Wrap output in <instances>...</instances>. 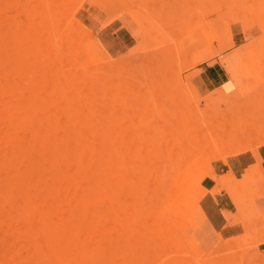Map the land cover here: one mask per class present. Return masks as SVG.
I'll list each match as a JSON object with an SVG mask.
<instances>
[{
	"label": "rangeland",
	"instance_id": "374dc122",
	"mask_svg": "<svg viewBox=\"0 0 264 264\" xmlns=\"http://www.w3.org/2000/svg\"><path fill=\"white\" fill-rule=\"evenodd\" d=\"M40 8L41 10H44L43 14H40L38 12ZM32 9L34 10L33 15ZM35 9H37V12ZM29 10H31V13ZM232 14L235 17L234 19H232ZM247 14L248 16H246ZM34 16H36V20H34ZM259 16L261 17L259 18ZM262 16H264V0H0V42L3 41L4 48L6 47L7 49L9 44H6V40H8V42L11 44L10 37H12V42L13 39H15L14 48L13 46L11 47L14 42L8 48L9 50L7 49L6 51H4V49L0 48L1 55L6 53L4 56L0 55V152H5L9 149L7 152L9 154H12V149H14L16 153H18L17 155L15 153V155L17 156L16 160L11 157L14 156V153L10 155L11 161L9 159L7 160L5 156L7 154V157H9L8 153L5 152L3 153L4 155L0 153V163H2V165L0 164V180L2 178L0 187H2L3 184V189L1 191H3L4 194L2 193L1 195L2 198L5 199L4 201L0 199V204L3 203V206L7 204V208L3 210L5 212L1 211V207L3 208V206L0 205V214L2 215V217L0 216V224L1 221H3V217H15L14 219H12L13 217H10V220L4 219L5 222L2 223L3 225L1 224L2 226H4V224H8L10 225V227L14 225V227H12L14 229L15 237L12 234V227L9 228L8 234L5 235V233L7 232L6 230L9 227L7 225L8 227L4 229L1 228L2 226L0 227V232H2V234L0 233V238L6 237L7 239L5 240L11 241L12 243L15 238L20 239V241L22 240V242L17 240L15 242L14 240V244H16L15 246H18L15 247L12 244V246H14V248L12 249L16 250L18 248L20 250H23L27 247L26 250H24V253L20 250V252H16L15 250L11 251V249H8V247L11 245V242L5 241L3 238L5 244L7 245H5L2 240H0V248H3L0 249V254L2 253V255H0V258L3 257L2 259H0V264H8L9 261H12L11 263L9 262V264H17L20 263L19 260L22 259H25V261H22L23 263L21 264H31L34 261H31V263L26 261H30V258L34 259L35 257L36 259H34L35 262L33 264H37V261L38 264H41V262L42 264L46 263V257L45 259L41 258L46 254L40 257L39 255H42L43 252L42 254L36 253L40 249V247L36 245L39 242L37 239L38 237H35L37 235V232L39 231L37 226L40 225L41 228V226H43L41 223L44 224V222L39 223L41 220L38 221V215H40L41 217V214H43L45 211L47 212L49 209V215H46V218L43 217L44 219H41L43 221H45V219H47L48 221H52L51 224L55 223V221L57 220L56 223L58 222L59 226H61V222H64L63 220L67 218L69 219V217L71 218L72 216L70 215H73L71 213L76 210V207L75 209L73 207L74 204L76 205L75 201L77 202V199L75 201H71L72 199L70 200L68 197V200H70L72 204L71 207L73 206L72 208L74 210L70 206H66L69 203L64 204V202L62 201V204L61 199L58 200L62 192L59 194L57 193L58 190L56 191V189L60 187V184L58 187V183H55L53 190L54 182L52 183V177L54 178V180H60V174L61 182L62 179L64 180V178H68L66 182L64 181L65 186L61 184L63 188L60 187L64 192H68V188H71L72 182V188L76 189L77 191L78 187L80 193V189H82L81 186H85V183L87 185L88 181V186H85L83 188H87L89 190V193H91L90 203L88 202L90 204V207L87 204V207L90 210L88 212V209H86L85 206H83L84 208H82V205L80 206L81 208L79 207V205L76 206L83 211H85L86 209V212L89 214H87L86 217L90 219V224L86 225L90 226V233L86 231L88 229L86 226H82L86 231L85 232L83 230V232H85L84 234L88 233L87 235L89 236V239H85L87 238V235L83 236L82 234L81 236V233L79 232L80 234L78 236H81V238L78 237L80 238L78 240L76 237V242L79 241L80 246H88L87 244H89L91 245L92 250L95 249V251L97 248H99L96 251V253L98 254V264H264V40H262L261 38L264 37V26H261V22L264 17ZM242 18L243 20H241ZM247 18L252 19L249 25ZM256 18L259 19L260 23ZM245 22L248 26L244 25ZM35 23L36 25L38 24L37 27H35ZM12 24L14 25V27H11ZM20 24L23 28L20 27ZM43 25L48 26V28H50L49 31L51 30V33H54L53 37L55 35L56 37H54V39L56 40L53 43L59 47H56V45L50 42L51 35H48V30V33L45 30V33L42 32L41 34V31L44 30L42 29ZM15 27L21 28H18V31L25 34H20V37H15L16 35H13L14 32L17 31ZM32 28L33 32H30ZM39 28L41 30L40 32ZM28 29L29 33L27 32L26 39L25 35ZM34 29L38 31L37 36L36 31L34 32ZM80 32H82L83 34H80ZM10 33H12V36L10 35ZM2 34H4V39L2 37ZM7 34L10 35V37L7 36ZM33 34H35L34 38ZM77 34H80V38H78ZM60 36H62L63 39L69 38V40L71 41L75 40L74 44L70 41L71 46L73 45L71 49L67 41H64V43L66 42L65 45L63 44L64 46L59 45L61 40L58 41L57 38L59 39ZM43 37L45 39L46 45L48 44L47 46L45 45L44 40H40L41 38L43 39ZM17 38L19 39L18 41ZM258 38L260 40V43L257 44L256 41H259L257 40ZM76 39H79V41ZM154 39L156 44H154ZM21 40L23 42H21ZM48 40L50 41L48 42ZM150 40L153 42H151ZM19 41L20 44H17ZM41 41L43 44L41 43ZM56 41L58 42L56 43ZM76 41L78 43V49L81 47V44L85 43L82 45L84 46L82 47V50L81 48L79 49V52L77 49H73L75 44L77 46ZM147 42H149L148 45L150 46V48L149 46L146 48ZM167 43L169 44V46ZM40 44L41 48L44 47V51L42 50L40 52ZM163 44L167 48L163 46ZM28 45L31 50L29 49ZM52 45L54 46V48L56 47V49H54V51L52 49L48 50L47 47L49 48V46ZM94 46H96L97 48ZM160 46L168 50V54H165L166 50L164 49L163 52V48H160V51H162L160 52V54H165V57H167V60L169 59V61H166L165 64L163 62V66L160 61L161 59L163 60L164 57L163 55H161V57L163 58L156 62L157 65L156 63H154L155 60L151 59L152 63L150 66V62H148L150 60V57L147 60L148 57L146 56H151L153 54L152 56L154 57V51H157V48L159 49ZM33 47L35 49H33ZM101 47L103 48V50ZM95 48L97 50L99 49L98 51H103L102 53L104 54L101 55L102 57H104V59H100L101 55L99 53H101V51L97 52ZM18 49H20V52L23 49V53L21 52L23 54V57L21 56L22 58L19 56L20 52L18 53ZM24 49H26V52H24ZM60 49L64 51H61ZM13 50H15V52H13ZM37 50H39L38 53ZM73 50L81 54H74ZM7 51L9 53H7ZM31 51L35 52L38 55V59L40 58L39 60L36 59L38 62L32 61L34 57L28 60V58H31L32 54H34ZM49 51L50 53L52 52V57L53 52H58V55L56 56L55 53L54 56L55 69L53 65L54 63L51 62L53 58L50 57V55H48L47 57V53L49 54ZM11 52H13V58H11ZM30 52L31 54H29ZM71 52H73L74 55ZM86 52L89 57L85 56ZM95 52L97 54H95ZM25 53H28L27 57H25ZM45 54L46 56H44ZM68 54H70V56H73L68 57ZM98 54L99 57H97ZM75 55L80 56L77 58L79 61L81 60L82 63L85 60V62L88 63L89 67L87 68L86 63L83 64V66L85 67H82V63H80L81 65L76 66L77 62H74V60L77 61V58ZM15 56H17L18 58L20 57L23 62L19 61V59L16 62L17 59L15 60ZM59 56L60 58L66 56L64 59L65 63L63 62V60L58 58ZM157 57L159 58V56ZM25 59L27 61H24ZM56 59H58L60 62L62 61L61 65L60 63H56ZM47 60L48 62H46ZM101 60L102 62H105V64L103 63L102 66V68L104 69L101 68L102 70L100 71L102 72V74L103 71H105V83L103 82L102 74L100 75L99 68L98 73L95 76H100L101 78H94V84L92 85H89L90 83H88V87H91V90H89V88L87 89V84L84 88L82 83L85 81V79H82L83 76H85L86 81L89 82V76H93L96 73V67H99L97 62L102 63ZM165 60L166 59H164V61ZM12 61H14V65H12ZM49 61L51 62V64ZM67 61H69L70 63L68 64ZM17 63L19 64L20 68L22 66L21 69L18 67ZM25 63L26 65L28 64L27 68ZM72 63H74V67L76 66L80 68H78L79 71L78 69L76 70L77 73L74 70L76 69V67L72 68ZM90 63L92 64V66L90 65ZM147 63L150 67L147 66ZM153 63L155 64V68L151 69V67L154 66ZM29 64L33 65V67H29ZM47 64H49V67L53 66V69L49 70ZM63 64H65L66 67L62 66ZM158 65L159 68L157 67ZM44 67L45 69L43 70ZM161 67L162 70L160 71ZM82 68L83 70H81ZM84 68H87L85 69L87 72L84 70ZM19 69L21 71H19ZM35 69H38L39 73L35 72L37 71ZM55 70H57L59 73L61 71V74H66V72L68 73L70 71H74L73 73H71V76L73 74V77H77V75L81 76V78L77 77L75 78V80H73V77L72 79L71 77H68L70 73L68 76L64 75L65 79H70V81L73 80L72 83H77L78 88L75 83V85H72L75 86V90H77V93L81 92L80 94L78 93V96L80 98L75 95L76 91H74V88L72 91H70L69 89L67 92L63 90V93L65 94L66 92L69 98L67 95L56 93L57 88L55 89L56 94L54 95V92L52 93L53 86H55L54 84L56 82H59L57 78L60 77H57V75L55 76V72L53 74L54 76H52L51 72ZM40 72L41 75H43L42 82L40 79ZM151 73L153 76L151 75ZM56 74L58 73L56 72ZM162 74H164L165 79L162 77ZM29 75L31 77L33 76V80ZM50 75L52 77H49ZM50 78L51 82L52 80L54 81V84L52 83V88L50 85L51 82H45V80L50 81ZM65 79L62 82L65 83ZM81 79L82 83H78ZM68 81L69 80H67L66 83ZM62 82L60 86L64 85V83L62 84ZM24 83L26 85H24ZM29 83L31 85H29ZM39 84L40 88H43L42 92L44 91L46 92V94L44 92V94L41 93V91L39 92L40 88L37 89V87H39ZM44 84L46 86H44ZM47 84L51 89L49 88L48 90ZM94 85L97 86L95 87L97 88L96 90L95 88H92ZM68 88L71 87L69 86L66 89ZM30 90L31 93L29 95V99L28 97L27 99L31 102H28L26 99V94L29 93ZM82 90L85 91L83 92ZM93 90L95 94L91 95V92ZM73 91L75 92V94L73 93ZM18 92H20V94H18V96L20 95V98L17 97ZM37 92L43 95L40 96ZM86 92H88L89 94ZM36 93L38 95L37 97ZM50 93L52 94L51 97L53 95L54 97L50 98ZM31 94L32 97H30ZM72 94H74V97ZM81 94H83L82 100H80L82 98ZM21 95L24 98V101L28 102V105L27 103H24ZM84 95H86L87 99L84 97ZM61 96H63V98L67 96L69 100L67 98H64V100L62 98L61 100ZM76 97L78 98L77 100H75ZM225 97L227 99H225ZM30 98H32L33 101L30 100ZM97 98L98 104L97 102H95ZM16 99L21 100V102L15 101ZM73 99L75 100V102L73 101ZM85 99L86 101L88 100L87 108H92L87 110L89 113V118L87 117L85 108L87 104L84 102L83 108L85 109V112L84 109L81 110L79 108V105L82 108L83 101H85ZM91 99H93L94 102L93 100L91 101ZM214 99L218 100L216 101ZM47 100H50V102H47L45 106L44 103ZM60 100L65 104L61 105ZM210 100L214 101V103L216 101V103L212 105L213 102L211 103ZM71 101H73L75 105L73 103H70ZM80 101L82 102L80 103ZM15 102H18V107L16 110L15 106H17V104L15 105ZM34 102L36 103L35 106H33ZM54 103L55 105H53ZM94 103L96 104L97 108L93 107ZM10 104H13V107ZM23 104L24 108L27 106L26 109H28V106L33 107L29 108L28 111H25L26 109L24 110V108L18 109L19 107H21V105L23 106ZM39 105L41 107H44V109L39 110ZM48 106H50V112L47 111L49 109ZM7 107L12 111H9ZM56 107H59L60 111L63 110L62 113L56 110ZM73 107L78 108V110L75 109L74 112ZM35 108L38 110L37 112H39V114H37ZM68 108H72L73 111L70 110L66 113L65 111H67ZM89 110H91V112H89ZM23 111L25 112V115L23 114ZM57 111V115H61V118L57 117V119H59L58 121L54 118L53 121L52 118H49V116L51 117L52 115L55 117ZM63 112L64 116L65 114L68 115L69 113H75L76 117L77 114H79L77 119L78 121L76 122L83 125L82 135L85 134L84 139L86 138V135L89 134V136L87 135V140L89 141L90 137L91 144L88 143V157L90 158L92 173L89 168L87 169V167H90L89 163L87 167V164H84L85 162L89 161L88 159L85 160V162L83 163L84 165L82 164V166L80 162V167L78 168L79 160L74 159L77 157L75 156L73 157V159L70 158V156L73 155L74 152L72 148H69V146L71 147L73 143H75L78 139L81 146L79 145V143H77V146L79 145V147L81 148L87 143H84L81 140L83 139L80 132L81 128L76 129L77 127H79L77 123L76 128L75 123L72 124V127L70 123V126L68 125L70 127L69 129H67L68 131L62 132L63 129L67 127V121L63 120L62 118ZM79 112H81L82 114H80ZM34 113L36 117L31 116V114L33 115ZM41 113L43 115L40 118ZM45 113L48 117L45 116ZM85 113L86 116H84ZM37 116L39 117L37 118ZM33 118L34 120L32 121ZM35 118H40L41 121L38 122L36 119V122H34ZM87 118L90 119V124H88ZM21 119L23 121H21ZM49 119H51L56 124L58 123V126L61 123L62 131H60V127L57 128L56 125L54 127L55 129L53 127L49 128L48 124H46L47 127H45V125L43 126V120ZM85 119L87 120V122ZM25 120L26 122L28 120V124L24 123ZM30 120L31 122L29 123ZM131 120L133 124L131 123ZM144 121H146L147 123H145ZM37 122L39 124L42 122V124L39 125ZM46 123H49V121H46ZM145 124H148L150 128ZM27 125H29L30 128L34 126V128L31 129L32 132L28 131L30 129L26 128ZM141 125L143 126L141 127ZM14 127H16L17 129ZM40 127H42V130H40ZM80 127L82 126L80 125ZM72 128L73 130H71ZM23 129H27V134ZM53 129L55 130L56 135L53 134ZM112 129L113 134L111 132ZM22 130L26 134V137L23 136ZM88 130L90 131L88 132ZM17 131L20 133H18ZM72 131H74L73 137L75 138L71 136ZM48 132L50 133L47 134ZM63 133L64 137H66L68 134H71L70 141H73V143L72 141L71 143L68 142L67 139H69L70 136L69 138L66 137V139H64V142L66 140L68 144H70L69 146H67L68 149H70L68 150L70 153L68 152L67 155L66 145L64 144L63 146L61 142L59 143V141H62V139L60 140L58 136L63 138ZM109 133H111V135L113 136L109 135ZM44 134L47 138L43 136ZM76 134L78 138H76ZM47 135H54L53 137L49 136V139L51 141L48 140ZM10 136L12 137L11 141L9 138ZM14 137L20 140L17 142H20V146L19 144L17 145L16 142H13L15 140ZM54 137L59 138L55 139L58 142H53ZM174 137L176 140L173 139ZM177 137L188 138V140H184L183 138L184 141L187 140L186 145L188 144V147H184L185 142H183L182 139H178ZM8 139L10 142H6ZM17 139L15 141H17ZM22 139L23 141L21 143ZM4 141L6 144L4 143ZM25 141L27 142V144ZM45 141H47V143L49 142V144H45ZM171 141L172 144H170ZM189 141H191L192 143ZM35 142L41 148H38ZM9 143H11V145H9ZM41 143H43L44 145ZM82 143H84V145ZM195 143H198L197 147L195 146ZM21 144L23 146H21ZM56 144L57 146L58 144L59 146L62 145L63 149L61 146V149L59 148L62 151V153H60L62 156L64 155L63 153H65L66 156L71 154L66 158L68 164L64 163L65 168L63 167L64 165L60 164L64 168L61 169V172L60 168H58V170L56 169L59 165L57 164V162L60 161L58 159L56 161L55 159L56 164H54V158L52 161H50L49 158L51 156L48 157V154L50 152L49 148L54 149V145ZM24 145H27L26 148H28V150H25L23 152V150L25 149ZM97 145L100 146V149ZM172 145L174 149L172 148ZM192 145L193 148L198 152L190 148L192 147ZM96 146L98 148H96ZM33 147L35 151L33 150ZM175 147H177V149H175ZM181 147L184 150L186 148L185 152L183 149H181ZM20 148L21 150L23 148V150L21 151ZM56 148L58 150V147ZM230 148H232L234 152H231ZM187 149L189 150V152L187 151ZM227 150H229L228 153ZM47 151L48 154H46ZM59 151H57V153H59ZM175 151L178 153H176ZM194 151L196 152L195 154ZM216 151L219 152V156L218 154H216ZM20 152L22 154L24 153L23 158L25 159V161H23L24 159L22 160ZM26 152H28V155L26 154ZM105 152L107 153L108 157L106 156ZM190 152H193L192 156ZM244 153L253 155V162L246 166L242 171L234 172L228 165V159L232 156ZM42 154H45V157H43ZM103 154H105L104 157ZM214 154H216V157ZM30 155L32 161L30 159ZM34 155L36 158L33 157ZM39 155L42 156L40 157ZM2 156H5L7 164L10 163L11 165V162L13 160V163L16 162V167L13 163V168L12 165L10 167L13 171L9 170L10 168H7V164H5L6 160H2ZM16 156L14 157L16 158ZM25 156L27 157V159L25 158ZM99 156H101L100 159ZM111 156H113V158ZM184 156H186L187 160H184L183 163L182 160ZM187 156H190V158ZM42 157L43 161L41 160ZM69 158V161L71 162L68 161ZM39 160H41V164L39 163ZM48 160L51 164L47 167ZM150 160L152 161V163ZM30 161L33 163V168ZM73 161L74 164L72 165ZM43 162L44 164L42 165ZM176 162L177 164L180 163V166H177V164L174 165ZM3 163L6 167L3 165ZM35 165L37 166L35 167ZM41 165L47 167H44L46 170H54L53 168H55L56 171L54 170L53 175L49 173L51 177H49L48 173H46V175L48 176L43 177L42 171H39ZM174 166H177L178 169H175ZM171 167L174 168L175 171L174 169L171 170ZM4 168L7 169L5 170ZM23 168L24 172L22 170ZM36 168H38L40 174ZM67 168L70 169L67 170ZM15 169L16 171H14ZM17 169H20L22 174H25L22 175L20 171L18 174ZM32 169H34L35 172L32 171ZM75 170L76 172L81 171L83 175L78 182H81L82 184L80 185V187L78 183L74 182L71 177L76 173L74 172ZM26 171L28 174L29 172L31 174L28 175ZM36 171L38 173H36ZM7 172H14V176H12L11 173L9 177ZM33 172L35 174L36 180H38L37 184L41 179L40 182L42 181L45 187L51 188V191H48V195L46 192L47 190L44 191V196L42 195L41 191L45 188L42 184L39 185L40 189L37 186L39 192L37 191V184L34 175L32 174ZM54 173L57 178L56 176H54ZM64 173H66L67 177L63 176L65 175ZM68 173L70 174L68 175ZM26 175L31 179H26ZM9 178L12 179L9 180ZM48 178H51V184L49 183ZM89 179L91 181L90 185ZM12 181H14V183H12ZM29 181L31 184L29 183ZM66 184L68 185L66 186ZM12 185H14L17 189L12 188ZM18 185L22 186V189ZM28 185H30L31 187ZM28 187H30L29 191H26ZM71 189L69 190V193H66L69 194V196L70 193L73 192L72 190H74ZM17 190L19 192H15ZM52 190L54 191V193ZM50 192L51 196H49ZM15 193L16 196L14 195ZM38 193H40L41 195L39 196ZM55 193H57V195H55L54 198ZM17 196L20 200V204ZM42 196L44 201L46 200L47 203L44 202L43 199H41ZM37 197H39V200ZM73 197L76 196L73 194ZM154 197H156L157 199ZM6 200L7 203L5 204ZM12 200L18 203H13ZM68 200L65 201L64 199L65 202H68ZM35 201L40 202L39 204L37 203L38 205H41V203L43 202L45 205L42 204L44 205L42 207L44 208V210L40 208L41 210H43V213L40 210L39 213H37V219L33 217L35 220H32V217L30 218L28 217L29 215L27 216L28 213L21 214L20 211L22 209L19 206L22 205L24 208L26 207L25 209H27V207L28 209H30L29 207L31 206L29 204ZM60 203L64 206L60 205ZM16 204H19V206H17ZM37 204L35 203L34 205L38 208L39 206H37ZM49 204L53 205L50 207ZM34 205L32 204V207ZM153 205L157 209L154 208L152 209V211L150 208H153ZM56 206L58 207V212ZM36 207L33 208L35 209V211ZM52 207L54 208L51 209ZM64 207H67V209H65ZM148 207H150L149 210ZM9 208H11L10 210L13 211L11 212V215H9ZM16 208H18L20 211H18V209L17 211H15ZM24 208L23 210L25 212ZM55 208L57 213L54 211ZM68 208L70 209V211H73H68V213L67 211H65L69 210ZM6 209L9 211V214L7 213ZM155 209L158 212H154ZM30 211L28 210L26 212ZM61 211H65L66 213L64 212L63 214ZM51 212H53L52 214L54 216L51 214ZM152 212H154L155 214H151ZM159 212L162 215H157ZM14 213L18 215L20 213V215L16 216ZM32 213L30 214V216H33ZM54 213L58 215L60 214V217L63 216V220L62 218L58 217L61 219L60 222V219L58 220L57 218L58 215ZM149 214L151 217L149 216ZM23 215L26 216V226L31 225L32 227L33 225V230H38L36 231V233L33 230L31 231L29 226L25 228V226L23 225L25 223L24 220V223L22 224V219H24ZM51 216L55 221L51 220ZM27 217L30 220L27 219ZM147 217L148 220L146 219ZM159 217L160 219L158 220ZM15 219L16 221H14ZM153 220L155 221V223ZM9 221L12 222L10 223ZM151 221L153 222L151 223ZM28 222H30L31 224H28ZM34 223L36 225H34ZM49 224V222L47 223V221H45V225ZM58 224H56L57 227ZM75 225L77 224L75 223ZM82 227L81 230L83 229ZM27 228H29V230ZM43 228H46V226H44ZM59 228L61 229L62 226ZM151 229L153 230V232ZM21 230H23L25 234L29 233V236L27 237L22 235L23 233L21 234V232L23 231ZM99 232H105L107 234L106 238L108 237V240L111 239L112 241L110 242L112 243L109 242L108 246L100 245V237L98 236ZM41 233L42 231L40 232V238L42 239L39 238V240H41V244L40 242L38 244L46 246L47 243H45L46 241L43 240L44 234ZM105 233H103V235H105ZM83 237L84 240H82ZM27 238H29V240ZM23 240H26V242H23ZM42 240L44 241V243L42 242ZM88 240H90V243L87 242ZM104 240H102V242ZM28 241H30V244L31 242L33 243L30 245L28 244ZM83 241H86L87 243H82ZM24 243L26 244L25 246ZM21 244L24 247H21ZM27 244L30 245V248L32 246V249H30V251L35 250L33 248L34 245L35 247L37 246V251L30 252L29 250H27L29 247L27 246ZM3 246L8 247L5 249ZM73 247L74 246H72V248ZM100 249H102V251ZM3 250H5V253H3ZM40 260L41 262H39Z\"/></svg>",
	"mask_w": 264,
	"mask_h": 264
},
{
	"label": "bare ground",
	"instance_id": "6f19581e",
	"mask_svg": "<svg viewBox=\"0 0 264 264\" xmlns=\"http://www.w3.org/2000/svg\"><path fill=\"white\" fill-rule=\"evenodd\" d=\"M36 8H37V7H36ZM37 9H38V8H37ZM37 9H35L36 12H37ZM20 10H21V9H20ZM25 10H26V9H25ZM25 10H24V11H25ZM32 10H33V9H32ZM29 11H30V13H31V10H29ZM38 12H39L40 14H43L44 10H43V9L41 10V8H40V10H38ZM26 13H27V12H26ZM30 13H29V14H30ZM39 13H38V14H39ZM29 14H28V15H29ZM33 14H34V10H33V12H32V15H33ZM108 14H109V13H108ZM240 14H242V13H240ZM245 14H246V13H245ZM26 15H27V14H26ZM36 15H37V14H36ZM232 15H233V14H232ZM29 16H30V15H29ZM235 16H236V15H235ZM246 16H248V14H247ZM32 17H33V16H32ZM35 17H36V16H34V20H36ZM241 17H242V16H241ZM243 17H244V16H243ZM249 17H250V16H249ZM260 17H261V16H259V18H260ZM262 17H264V16H262ZM20 18H22V17H20ZM26 18H27V17H26ZM230 18H231V17H230ZM230 18H229V19H230ZM234 18H235V17H234V15H233L232 19H234ZM257 18H258V17H257ZM257 18H256V19H257ZM28 19H29V18H28ZM236 19H237V18H236ZM26 20H27V19H26ZM241 20H243V18H242ZM241 20H240V21H241ZM244 20H245V18H244ZM251 20H252V19L247 18L248 25H249V23L251 22ZM253 20H254V19H253ZM257 20H258V22H259V19H257ZM29 21H30V20H29ZM247 21H246V22H247ZM260 21H261V20H260ZM243 22H244V21H243ZM243 22H242V23H243ZM246 22H245L244 25H245V26H248V25H246ZM33 23H34V22H33ZM259 23H260V22H259ZM29 24H30V23H29ZM29 24H28V25H29ZM102 24H103V23H102ZM251 24H252V23H251ZM26 25H27V24H26ZM35 25H36V23H35ZM40 25H41V24H40ZM244 25H243V27H244ZM12 26L14 27L13 24L11 25V27H12ZM15 26H16V25H15ZM37 26H38V24H37L35 27H37ZM261 26H264V19H262ZM20 27H22L21 24H20ZM31 27H32V26H31ZM33 27H34V26H33ZM40 27H42V26H40ZM18 28H19V27H18ZM18 28L15 27V29H16L17 31L14 29V30L16 31V32H14V34H13V35H16L15 37H18L20 34H21V35H22V34H25V33H20V31H18V30L21 29V28H19V29H18ZM22 28H23V27H22ZM29 28H30V27H29ZM42 29H44V30L41 31L40 28H39V32L41 31V34H42V32L45 33V30H46V31H47V30L49 31L50 28H48V26H44V25H43V28H42ZM1 30H2V29H1ZM86 30H87V29H86ZM31 31L33 32V28L30 30V32H31ZM35 31H36V36H37V35H38V31H37L36 29H34V32H35ZM48 31H47V33H48ZM88 31H89V30H88ZM161 31H162V30H161ZM165 31H166V30H165ZM7 32H9V31H7ZM10 32H11V31H10ZM22 32H23V31H22ZM24 32H25V31H24ZM27 32L29 33V29H28V31H26V35H25V37L27 36ZM12 33H13V31H12ZM12 33H10L11 36H12ZM81 33H82V32H80V34H81ZM132 33H133V32H132ZM155 33H156V32H155ZM165 33H166V32H165ZM5 34H6V30H5ZM41 34H40V35H41ZM53 34H54V33H51V30H50L48 35H49V36L51 35V37H50V38H51V41L48 40V42H49V41H50L51 43L55 42L56 39H54V37H56V36L54 35V37H53ZM58 34H59V33H58ZM61 34H62V33H61ZM80 34H77L78 38H80ZM82 34H83V33H82ZM133 34H134V33H133ZM10 35L7 34V36H9V37H10ZM28 35H29V34H28ZM59 35H60V34H59ZM59 35H58V36H59ZM3 36H4V34H2V37H3ZM34 36H35V34H33V38H34ZM43 36H44V35H43ZM58 36H57V37H58ZM81 36H82V35H81ZM148 36H149V35H148ZM152 36H153V35H152ZM0 37H1V34H0ZM19 37H20V36H19ZM22 37H23V36H22ZM25 37H24V38H25ZM40 37H41V36H40ZM46 37H47V35H46ZM10 38H11V40H10V41H11V44H13V42H14L15 39H13V42H12V37H10ZM48 38H49V37H48ZM60 38H61V39H60ZM60 38H59V39L57 38L58 41L61 40V42H60L59 45L64 46V45L66 44V42L64 43V41H67V42L69 43V45H70V49L72 48L73 45L71 46V43H70L71 40H69V38H65L66 40L63 39L62 36H60ZM148 38H149V37H148ZM163 38H164V37H163ZM261 38H262V40H264V37H261ZM3 39H4V37H3ZM26 39H27V37H26ZM28 39H29V38H28ZM39 39H40V38H39ZM67 39H68V40H67ZM165 39H166V38H165ZM18 40H19V39L17 38V41H18ZM40 40H42V41L44 40V43H45V39H44V37H43V39L41 38ZM76 40L79 41V39H76ZM257 40H259V38H258ZM25 41H26V40H25ZM42 41H41V43H42ZM58 41H56V43H57ZM62 41H63V42H62ZM150 41H151V40H150ZM150 41H149V42H150ZM202 41H203V40H202ZM207 41H208V40H207ZM21 42H23V41L21 40ZM34 42H35V41H34ZM71 42H73V44H74V43H75V40H72ZM149 42H147V46H146V48L149 46V45H148ZM151 42H153V41H151ZM1 43H2V44H1ZM4 43H5V42H4ZM7 43L9 44V46L7 47V49H8V48L10 47L11 44L8 42V40H6V44H7ZM38 43H39V42H38ZM76 43H77V41H76ZM256 43H257V44L260 43V40H259V41H256ZM0 44H1L0 48H1V49H4V51H6L7 49H6V47L4 48L3 41H1ZM6 44H5V45H6ZM17 44H20V41H19ZM42 44H43V43H42ZM53 44H54V43H53ZM63 44H64V45H63ZM80 44H81V42H80ZM83 44H85V43H83ZM83 44H81V47H80L81 50H82V47H84V46H82ZM152 44H153V43H152ZM152 44H151V45H152ZM154 44H156V43H155V39H154ZM165 44H166V43H165ZM167 44H168V43H167ZM14 45H15V42H14L13 45H11V47L13 46V48H14ZM45 45H46V43H45ZM47 45H48V44H47ZM47 45H46V46H47ZM49 45H50V44H49ZM54 45H56V44H54ZM197 45H198V44H197ZM42 46H43V45H42ZM46 46H45V47H46ZM52 46H53V45H52ZM52 46H49V48L47 47V49H48V50H49V49H50V50L52 49V50L54 51V49H56V47H59V46L56 45L55 48H54V46H53V48H52ZM163 46H165V45L163 44ZM168 46H169V44H168ZM28 47H29V45H28ZM34 47H35V46H34ZM34 47H33V49H35ZM74 47H75V48H74ZM74 47H73V49H77L78 52H79V49H80V48L78 49V43H77V46H76V44H75ZM85 47H86V46H85ZM94 47H96V46H94ZM165 47H166V46H165ZM36 48H37V47H36ZM39 48L41 49L40 52L44 49V47L41 48V44H40ZM61 48H62V47H61ZM64 48H65V47H64ZM86 48H87V47H86ZM96 48H97V47H96ZM96 48H95V50H96L97 52H100V51H101V53H99L100 55H101V54H104V53H102V52H103V51H102V50H103L102 47H101L102 50H100V51H98L99 49L97 50ZM149 48H150V46H149ZM160 48H163V52H164V49L166 50L167 47L164 48V47H161V46H160L159 49L157 48V51H156V50L154 51V52H155V53H154V57L152 56L153 54H152V55L149 54V55H151V56H146V57H148L147 60L149 59V57H150V60H151V59H154V60H155L154 63L158 62L161 58L164 57L163 60L161 59V61H160V63H162V65L164 66L165 62H166V61H167V62L169 61V59L167 60V57H165V54H168V53H167L168 50L165 51V54H163V53L160 54V52H162V51H160ZM27 49H28V48H27ZM29 49L31 50L30 47H29ZM62 49H63V48H62ZM62 49H60V50H61V51H64V50H62ZM93 49H94V48H93ZM169 49H170V48H169ZM8 50H9V49H8ZM15 50H16V49H15ZM15 50H13V52H15ZM18 50H19V51H18V53H19V52H20V49H18ZM25 50H26V49H24V52H26ZM30 50H29V51H30ZM58 50H59V48H58ZM95 50H94V51H95ZM1 51H2V50H1ZM38 51H39V50H37V53H38ZM43 51H44V50H43ZM73 51H74V50H73ZM84 51H85V50H84ZM84 51H82V52H84ZM130 51H131V50H130ZM13 52H11V54H12V55H11V58H13V57H12V56H13ZM21 52L23 53V49L21 50ZM21 52H20V53H21ZM31 52H32V51H31ZM31 52H30L29 54H31ZM78 52L74 51V54H77ZM7 53H9V52L7 51ZM20 53H19V56H20V57H21V56L23 57V54L21 53V55H20ZM32 53H34V54H32L31 58H28V60H29V59H32V58L34 57V58L32 59V61L38 62V61L36 60V59H38V58H37L38 55H37L35 52H32ZM42 53H43V52H42ZM46 53H47V52H46ZM55 53H56V56H57V55H58V52H55ZM55 53L53 52V57L51 56L52 52L50 53V51H49V54L47 53V57H48V55H50V57L53 58L51 62L54 63V64H53V65H54V69H55V60H54V59H55V58H54ZM71 53L73 54V52H71ZM71 53H70V54H71ZM91 53H92V52H91ZM157 53H158V55H157ZM5 54H6V53H4L3 55H1V52H0V55H1V56H4ZM25 54H26V53H25ZM27 54H28V53H27ZM27 54H26L25 57H27ZM65 54H66V52H65ZM65 54H64V55H65ZM70 54H68L67 56L69 57ZM74 54H73V55H74ZM78 54L80 55L81 53H78ZM84 54H85V53H84ZM89 54H90V53H89ZM95 54H97V53L95 52ZM99 54H98V56H97V55H96V56L99 57ZM155 54H156L157 56H159V58H158ZM17 55H18V54H17ZM33 55H34V56H33ZM73 55H72V56H73ZM161 55H163V57H161ZM28 56H30V55H28ZM44 56H46V54H45ZM60 56H61V54H60ZM60 56H59L58 58H60ZM72 56H70V57H72ZM75 56H76V58H77V57H80V56H78V55H75ZM85 56H86V57L88 56L87 52H86V55H85ZM103 56H104V55H103ZM166 56H167V55H166ZM9 57H10V55H9ZM15 57H16V58H15ZM15 57H14L15 60L17 59L16 62L18 61V59H19V61L23 62V61L20 59V57H19V58H18L17 56H15ZM22 57H21V58H22ZM41 57H42V55H41ZM50 57H49V59H50ZM65 57H66V56H64L63 58L61 57L60 59L63 60V62H64V61H65V60H64ZM68 57H67V58H68ZM88 57H89V56H88ZM146 57H145V58H146ZM43 58H44V57H43ZM81 58H82V57H81ZM84 58H85V57H84ZM101 58L104 59V57H102V55H101L100 59H101ZM39 59H40V58H39ZM39 59H38V60H39ZM41 59H42V58H41ZM49 59H48V60H49ZM87 59H88V58H87ZM164 59H166V60L164 61ZM13 60H14V59H13ZM48 60H47L46 62H48ZM56 60H57L56 63H57V64L60 63V65H61V62H62V61L60 62L58 59H56ZM68 60H69V59H68ZM82 60H83V59H82ZM150 60H149L148 62H150L149 65L151 66L152 60H151V61H150ZM24 61H27V60L25 59ZM32 61H31V63H32ZM42 61H43V60H42ZM145 61H146V59H145ZM0 62H1V60H0ZM12 62H13V64H12ZM12 62H11V64L14 65V61H12ZM35 62H34V63H35ZM40 62H41V60H40ZM46 62H45V65H46ZM49 62H50V61H49ZM51 62H50V64H51ZM67 62H68V64L70 63L69 61H67ZM74 62H77V65H76V66H79V65H81L80 63H82V61H81V60L79 61L78 58H77V61L74 60ZM90 62H91V61H90ZM92 62H93V60H92ZM94 62H95V61H94ZM101 62H102V60H101ZM115 62H116V61H115ZM117 62H118V61H117ZM163 62H164V64H163ZM27 63H29V62H27ZM64 63H65V62H64ZM78 63H79V64H78ZM84 63H86L85 60H84V62L82 63V67H85V66H83ZM103 63L105 64L104 61H103L102 63H98V62H97V64L99 65V67H98V68L96 67V70H97L96 73H95L93 76L90 75L89 78H88V76H87L88 80H90L89 82H87V81H86V77L83 76L82 79H83V80L85 79V81L82 83V82H81L82 79H81L78 83L81 82V83L83 84V87H84V88H85V86H86V84H87V89L89 88V90H91V87H88V83H90L89 85H92V84H94L93 81H94L95 79H98V78L100 77V76H95V75L98 73V69H99V68H100V69H99V72H100L102 69H104V68H102ZM154 63H153V64H154ZM9 64H10V63H9ZM73 64H74V63H72V68H75L76 66L74 67ZM86 64H87V68H88V67H89V66H88V63H86ZM101 64H102V65H101ZM17 65H18V67L20 68V66H19L18 63H17ZM20 65H21V64H20ZM25 65H26V63H25ZM25 65H24V66H25ZM39 65H40V63H39ZM48 65H49V64H47V67H49ZM90 65L92 66L91 63H90ZM95 65H96V63H95ZM156 65H157V63H156ZM0 66H1V65H0ZM31 66L33 67V65H30V64H29V67H31ZM43 66H44V65H43ZM56 66H57V65H56ZM62 66H65V67H66L65 64H63ZM68 66H69V65H68ZM147 66H148V63H147ZM150 66H148V67H150ZM27 67H28V64L26 65V68H27ZM32 67H31V68H32ZM36 67H37V65H36ZM41 67H42V65H41ZM58 67H59V65H58ZM157 67L159 68V65H158ZM1 68H2V67H1ZM21 68H22V66H21ZM21 68H20V69H21ZM56 68H57V67H56ZM70 68H71V67H70ZM78 68H79V67H76V69H74L75 72H76V70H77ZM87 68H84V70L87 69ZM94 68H95V67H94ZM101 68H102V69H101ZM138 68H139V67H138ZM154 68H155V64H154L153 67H151V69H154ZM20 69H19V71H21ZM40 69H41V68H40ZM44 69H45V67L43 68V70H44ZM50 69L52 70V69H53V66H50V67H49V70H50ZM60 69H61V68H60ZM79 69H80V68H79ZM79 69H78V71H79ZM105 69H106V68H105ZM22 70H25V69H22ZM28 70H29V69H28ZM35 70H37V71H35V72H38V73H39V70H38V69H35ZM46 70H47V68H46ZM46 70H45V71H46ZM63 70H64V69H63ZM81 70H83V68H82ZM161 70H162V67L160 68V71H161ZM163 70H164V69H163ZM26 71H27V70H26ZM85 71H86V70H85ZM152 71H153V70H152ZM42 72H43V71H42ZM52 72H53V73H52ZM52 72H51L52 76H54V75H55V76L57 75V77L60 76L59 78H57L59 82H58V83L56 82V83L54 84V81H53V80H52V82H51V78H50V81H49V80H45V82H46V83L51 82V84H50V85H51V88H52V85H53V84H54L55 86H57V87L53 86L52 93L54 92V95H55L56 93L64 94V93H63L64 91L67 92L69 89H70V91H72L73 88H74V91H76V94H75V92L73 91V93H74L75 95L78 96V95L81 93V92H78V93H79V94H78V93H77V90H75V86H74V85L76 84V86H77V83H76V82H73V83H72V81L75 80V78H77V77H78V78H79V77L81 78V76L77 75V77H73L74 74L71 76V73H73L74 71H70V72L67 73L66 70H65L66 74L62 73L63 75L61 74V71H60V73H59L57 70L52 71ZM54 72H55V74H54ZM56 72H57L58 74H56ZM62 72H63V71H62ZM86 72H87V71H86ZM111 72H112V71H111ZM149 72H151V71H149ZM162 72H163V71H162ZM162 72H161V73H162ZM45 73H46V72H45ZM49 73H50V72H49ZM49 73H48V74H49ZM69 73H70V75H69ZM76 73H77V72H76ZM76 73H75V74H76ZM123 73H124V72H123ZM157 73H158V72H157ZM30 74H31V73H30ZM46 74H47V73H46ZM53 74H54V75H53ZM81 74H82V73H81ZM101 74H102V72H100V75H101ZM104 74H105V71H103V74H102V79H103V82L105 83V80H104V79H105L106 76H105ZM159 74H160V73H159ZM33 75H34V73H33ZM40 75H41V72H40ZM44 75H45V74H44ZM64 75H65V76H66V75H67V76L69 75L68 77H71V79H72V77H73L74 79H73L72 81H70V79H65V78H64ZM82 75H83V74H82ZM108 75H109V73H108ZM118 75H119V74H118ZM151 75H152V73H151ZM29 76H30V75H29ZM38 76H39V75H38ZM38 76H37V77H38ZM46 76H47V75H46ZM52 76L50 75L49 77H52ZM152 76H153V75H152ZM158 76H159V75H158ZM32 77H33V76H32ZM32 77L30 76L31 79H32ZM42 77H43V75L40 76L41 82H42ZM62 77H63V78H62ZM84 77H85V78H84ZM92 77H93V78H92ZM110 77H111V76H110ZM162 77L165 79L164 74H162ZM53 78H54V77H53ZM94 78H95V79H94ZM100 78H101V77H100ZM27 79H29V78H27ZM64 79H65L66 81H67V80H69V81H68L67 83H66V81H65V83H64V82H62V81H64ZM32 80H33V79H32ZM91 80H92V81H91ZM28 81H29V80H28ZM30 81H31V80H30ZM177 81H178V80H177ZM35 82H36V79H35ZM61 82H62V84L64 83V85L60 86ZM69 82H70V84H69ZM25 83H26V82H25ZM25 83H24V85H26ZM32 83H33V81H32ZM46 83H45V84H46ZM52 83H53V84H52ZM74 83H75V84H74ZM34 84H37V83H34ZM40 84H41V83H40ZM40 84L38 85L39 87H37V89L40 88ZM42 84H43V83H42ZM45 84H44V86H46ZM68 84H69V86H70L71 88L66 89L67 87H69ZM72 84H74V85H72ZM176 84H177V83H176ZM27 85H28V84H27ZM29 85H31V84L29 83ZM71 85H72L73 87H72ZM78 85H79V84H78ZM103 85H104V84H103ZM33 86H35V85H33ZM47 86H48V90H49L50 87H49L48 84H47ZM54 87H55V88H54ZM95 87H97V86L94 85L92 88H95ZM51 88H50V89H51ZM56 88L59 90V92H58V90H57ZM77 88H78V86H77ZM77 88H76V89H77ZM106 88H107V87H106ZM35 89H36V88H35ZM42 89H43V88L41 87L40 90H39V92L41 91V93H43L44 91L42 92ZM55 89H56L57 92L55 91ZM81 89H82V87H81ZM81 89H80V91H81ZM96 89H97V88H95V90H96ZM109 89H110V87H109ZM0 90H1V88H0ZM53 90H54V91H53ZM63 90H64V91H63ZM85 90H86V89H85ZM85 90H84V91H85ZM82 91H83V90H82ZM84 91H83V92H84ZM103 91H104V90H103ZM25 92H26V91H25ZM35 92H36V90H35ZM39 92H37V93H39ZM55 92H56V93H55ZM66 92H65L64 95H67V96H68V94H67ZM89 92H90V91H89ZM30 93H31V90L29 91V93L26 94V99H27V97H28V99H29V95H30ZM33 93H34V91H33ZM33 93H32V94H33ZM37 93H36V97L38 96ZM44 93L46 94V92H44ZM44 93H43V94H44ZM86 93H88V92H86ZM91 93H92L91 95L95 94L94 90H93ZM13 94H14V93H13ZM15 94H16V93H15ZM18 94H20V92L17 93V97L20 96V95L18 96ZM21 94H22V93H21ZM32 94H31L30 97H32ZM43 94H40V93H39L40 96L43 95ZM74 94H72L73 97H74ZM88 94H89V93H88ZM130 94H131V93H130ZM221 94H222V92H221ZM24 95H25V93H24ZM34 95H35V94H34ZM34 95H33V97H34ZM51 95H52V94L50 93V98L54 97V95H53L52 97H51ZM64 95H63V96H64ZM70 95H71V94H70ZM82 95H83V94H81V97H82ZM117 95H118V94H117ZM15 96H16V95H15ZM56 96H57V95H56ZM63 96H61V100H62ZM67 96L64 97V98H67ZM226 96H227V95H226ZM21 97H22V95H21ZM84 97L86 98V95H84ZM89 97H90V95H89ZM89 97H88V99H89ZM19 98H20V97H19ZM22 98H23V97H22ZM45 98H46V97H45ZM45 98H44V99H45ZM64 98H63V100H64ZM68 98H69V96H68ZM68 98H67V99H68ZM78 98H80V97L78 96ZM78 98L76 97L75 100H77ZM91 98H92V96H91ZM222 98H223V97H222ZM28 99H27V101H28ZM33 99H34V98H33ZM37 99H38V98H37ZM82 99H83V97H82L80 100H82ZM86 99H87V98H86ZM86 99H85V101H83L82 108L80 107V105H79V108H80L81 110L84 109L83 107H84V102H85V103L87 104V105L85 106V108H86L87 117H88V114H89V113H88L87 110H88V109H92V108H89V107L87 108V106H88L87 101H88V100L86 101ZM225 99H227V98L225 97ZM30 100H32V98H30ZM35 100H36V99H35ZM35 100H34V101H35ZM61 100H60V104H61V105H62V104H65V103H64L63 101H61ZM68 100H69V99H68ZM70 100H71V99H70ZM75 100L73 99L74 102H75ZM92 100H93V99H91V101H92ZM214 100L217 101L218 99H214ZM223 100H224V99H223ZM15 101H20V102H21V100H17V99H16ZM23 101H24V98H23ZM32 101H33V100H32ZM36 101H37V100H36ZM38 101H40V100H38ZM57 101H58V99H57ZM73 101H71L70 103H73ZM97 101H98V98L95 100V102H97ZM216 101H215V103H216ZM230 101H231V100H230ZM5 102H6V101H5ZM28 102H31V101H28ZM28 102H25V101H24V103H27V105H28ZM47 102H50V100H49V101L47 100V101L44 103L45 106H46V103H47ZM53 102H54V101H53ZM55 102H56V99H55ZM61 102H63V103H61ZM81 102H82V101H80V103H81ZM93 102H94V100H93ZM101 102H102V101H101ZM210 102H211V103L213 102L212 105L215 104L214 101H211V100H210ZM224 102H225V101H224ZM6 103H8V102H6ZM13 103H14V102H13ZM41 103H42V102H41ZM57 103H58V102H57ZM77 103H78V101H77ZM222 103H223V102H222ZM226 103H227V100H226ZM3 104H4V102H3ZM8 104H9V103H8ZM16 104H17V106H15V110H16L17 107H18V102H15V105H16ZM31 104H32V103H31ZM31 104H30V105H31ZM35 104H36V103L34 102L33 106H35ZM37 104H38V103H37ZM73 104L75 105V103H73ZM94 104H95V103H94ZM94 104H93V107L97 108L96 104H95V105H94ZM97 104H98V102H97ZM5 105H6V104H5ZM10 105H12V107H13V104H10ZM19 105H20V103H19ZM53 105H55V103H54ZM58 105H59V104H58ZM121 105H122V104H121ZM33 106H32V107H33ZM39 106H40V105H39ZM59 106H60V105H59ZM63 106H64V105H63ZM72 106H73V105H72ZM217 106H218V105H217ZM12 107H11V108H12ZM32 107H31V106H30V107L28 106V109H26L27 106L24 108V104H23V106L21 105V107H19L18 109H22V108H24V110L26 109L25 111H28L29 108H32ZM48 107H49L48 110L45 108L47 111L50 110V106H48ZM52 107H53V106H52ZM60 107H61V106H60ZM70 107H71V106H70ZM112 107H113V106H112ZM123 107H124V106H123ZM41 108H42V109H41ZM61 108H62V107H61ZM65 108H66V107H65ZM65 108H63V109H65ZM7 109H9V108L7 107ZM35 109H36V108H35ZM43 109H44V107H41V106H40L39 110H43ZM73 109H74V112H75V109L78 110V108H74V107H73ZM107 109H108V108H107ZM46 110H45V112H46ZM56 110L60 111V110H59V107H56ZM56 110H55V111H56ZM70 110H72V108H71V109L68 108V110L65 111V112L67 113V112H69ZM100 110H101V109H100ZM108 110H109V109H108ZM114 110H115V109H114ZM9 111H12V110L9 109ZM37 111H38V110L36 109V112H37ZM58 111H57V113L55 114V117L51 115V117L49 116V118H52L53 121H54V118H55V120L57 119V117H58V118H61V117H60L61 115H57V114H58ZM62 111H63V110H61L60 112L62 113ZM72 111H73V110H72ZM18 112H19V110H18ZM21 112H22V111H21ZM34 112H35V111H34ZM49 112H50V111H49ZM81 112H83V111H81ZM81 112H79V113L82 114ZM84 112H85V109H84ZM89 112H91V110H89ZM98 112H99V111H98ZM42 113H43V112H42ZM42 113L40 114V118H41V116L43 115ZM47 113H48V112H47ZM129 113H130V112H129ZM19 114H20V113H19ZM23 114L25 115V112H24V111H23ZM28 114H29V113H28ZM37 114H39V112H37ZM59 114H60V113H59ZM70 114H71V113H69L68 115L65 114V116H64V112H63L62 118H63V120H66V121H67V125H66L67 127H65V128L63 129V131H62V129H61V125H62V124L60 123L61 121L59 122L60 125L58 126V123H57V124L54 123L51 119H49V120H43V121H44L43 126L45 125V127H47L46 124H48V127H49V128H51V127L54 128L55 125H56L57 128L60 127V131L64 132V131H68L67 129L70 128V127H69V126H70V123H71V127L73 126L72 124L75 123V128H76L77 125H79V127H77L76 129L81 128V129H80V132H81V135H82V133H83V129H82V128H83V125H82V124H78V122H76V121H78L77 119H78L79 114H77L76 117H75V115H76L75 113H73V114H71V115H70ZM90 114H91V113H90ZM127 114H128V113H127ZM11 115H12V114H11ZM21 115H22V114H21ZM49 115H50V114H49ZM72 115H73V116H72ZM103 115H104V114H103ZM26 116H27V114H26ZM31 116L34 117V116H35V113H34L33 115L31 114ZM45 116H47L46 113H45ZM84 116H86V113H85ZM29 117H30V116H29ZM35 117H36V116H35ZM38 117H39V116H37V118H38ZM47 117H48V116H47ZM64 117H66L67 119L64 118ZM99 117H100V116H99ZM37 118H35V121H34V122H36V119H37ZM40 118H39V119H40ZM43 118H44V117H43ZM83 118H84V117H83ZM88 118H89V117H88ZM88 118H87V119H88ZM22 119H23V118H22ZM22 119H21V121H23ZM25 119H26V118H25ZM39 119H37L38 122L41 121V119H40V120H39ZM125 119H127V118H125ZM131 119H132V118H131ZM135 119H136V118H135ZM33 120H34V118L32 119V121H33ZM58 120H59V119H57V121H58ZM63 120H62V121H63ZM85 120H86V119H85ZM93 120H94V119H93ZM120 120H121V119H120ZM139 120H140V119H139ZM43 121H42V122H43ZM46 121H47V122L49 121V123H46ZM57 121H56V122H57ZM81 121H82V118H81ZM149 121H150V119H149ZM11 122H12V120H11ZM13 122H14V120H13ZM17 122H18V121H17ZM30 122H31V120L29 121V123H30ZM38 122H37V123H38ZM42 122H41L40 124H42ZM86 122H87V120H86ZM111 122H112V121H111ZM117 122H118V121H117ZM133 122H134V121H133ZM144 122L147 123L146 121H144ZM15 123H16V121H15ZM24 123H25V124H26V123L28 124V120H27V122H26V120H25ZM76 123H77V125H76ZM84 123H85V122H84ZM131 123H132V120H131ZM138 123H139V122H138ZM148 123H149V122H148ZM9 124H10V122H9ZM12 124H13V123H12ZM38 124H39V123H38ZM40 124H39V125H40ZM88 124H90V119H88ZM96 124H97V123H96ZM132 124H133V123H132ZM30 125H31V124H30ZM33 125H34V123H33ZM39 125H38V127H39ZM53 125H54V126H53ZM68 125H69V126H68ZM80 125H81L82 127H80ZM108 125H109V124H108ZM110 125H111V124H110ZM145 125H148V124H145ZM17 126H18V124H17ZM17 126H16V127H17ZM20 126H21V123H20ZM22 126H23V125H22ZM27 126H29V125H27ZM27 126H26V128L30 129V130H28V131L32 132L31 129H33L34 126H32L31 128H30V126H29V127H27ZM41 126H42V125H41ZM43 126H42V127H43ZM135 126H136V125H135ZM142 126H143V125H141V127H142ZM148 126H149V125H148ZM16 127H14V128H16ZM23 127H24V126H23ZM42 127H40V128H41L40 130H42ZM45 127H44V128H45ZM122 127H123V126H122ZM11 128H12V126H11ZM20 128H22V127H20ZM44 128H43V129H44ZM49 128H48V129H49ZM95 128H96V127H95ZM149 128H150V126H149ZM16 129H17V128H16ZM54 129H55V128H54ZM54 129H53V130H54ZM89 129H90V127H89ZM108 129H109V128H108ZM147 129H148V127H147ZM158 129H159V128H158ZM23 130H25V129H23ZM23 130H22V134H23V136L26 137V134H27L26 132H28V131H26V130H27V129H26V130H25V133H26V134H25V133L23 132ZM71 130H73V128H72ZM115 130H116V129H115ZM115 130H114V132H115ZM34 131H35V130H34ZM57 131H58V130H57ZM89 131H90V130H88V132H89ZM112 131H113V129L111 130V132H112ZM137 131H138V130H137ZM143 131H144V130H143ZM145 131H146V130H145ZM17 132H18V131H17ZM30 132H29V133H30ZM44 132H45V131H44ZM46 132H47V131H46ZM58 132H59V131H58ZM88 132H87V133H88ZM91 132H93V131H91ZM18 133H20V132H18ZM49 133H50V132H48L47 134H49ZM76 133H77V132H76ZM130 133H131V132H130ZM140 133H141V131H140ZM13 134H14V133H13ZM35 134H36V133H35ZM53 134L56 135V134H55V130H54V133H53ZM61 134H62V133H61ZM61 134H60V135H61ZM105 134H106V133H105ZM112 134H113V132H112ZM131 134H132V133H131ZM17 135H18V134H17ZM51 135H52V134H51ZM51 135H49V136H51ZM54 135H53V136H54ZM70 135H71V134H70ZM70 135L68 134L67 136H66V135H65V136H66L67 138H69ZM73 135H74V131H72V135H71V136L73 137ZM84 135H85V134H84ZM84 135H82L83 139H81V140H82L84 143H85V142H86L87 144L90 143V137H89V141L87 140V138H88L87 135L89 136V134L86 135V138H85V139H84ZM103 135H104V133H103ZM107 135H108V133H107ZM109 135H111V133H109ZM129 135H130V134H129ZM134 135H135V134H134ZM151 135H152V132H151ZM13 136H14V135H13ZM15 136H16V134H15ZM27 136H28V135H27ZM29 136H30V135H29ZM43 136L46 137L45 134H44ZM47 136H48V135H47ZM49 136H48V140H50V139H49ZM53 136H51V137H53ZM71 136H70L69 139H67L69 143H71V141H72V140L70 141ZM111 136H113V135H111ZM139 136H140V135H139ZM58 137L60 138V140L62 139V141H59V143L61 142V144H63V146H64V144L66 145V155H67V153L69 152L68 150H70V149H68L67 146H69L70 144H68V142H67L66 140H65V142H64V139H66V137H64V133H63V138L60 137V136H58ZM58 137H54L53 142H58V141L55 140L56 138L59 139ZM163 137H164V136H163ZM163 137H162V139H163ZM187 137H189V136H187ZM211 137H212V136H211ZM1 138H2V137H1ZM6 138H7V136H6ZM9 138H10V141H11V138H12V137L10 136ZM14 138H15V140L17 139L16 137H14ZM28 138H29V137H28ZM46 138H47V137H46ZM73 138H75V137H73ZM76 138H78V137H77V134H76ZM106 138H108V137H106ZM112 138H113V137H112ZM132 138H133V137H132ZM177 138H178V137H177ZM183 138H184V140H185V139L188 140V138H185V137H183ZM183 138L179 137L178 139H182V141L185 142L184 147H188V146H187L188 144L186 145V141H187V140L184 141ZM40 139H41V138H40ZM42 139H43V137H42ZM44 139H45V138H44ZM173 139H175V137H174ZM173 139H172V140H173ZM12 140H13V139H12ZM15 140H14L13 142H14V143L16 142V144L18 145L20 142H19V143H17V142L20 141V140H19V139H17V141H15ZM27 140H28V139H27ZM74 140H75V139H74ZM78 140H79V139H78ZM78 140H77L75 143H73V141H72V143H73L74 146L71 144L73 147H72V146H71V147L69 146V148H72L74 153H73V155L69 154L68 156L71 155L70 158H72V159H73V157H75V156L77 157V158H74V159H78V160H79V161H78V164H79V165H78V168L80 167V162H81V166H82V164L85 162V160L88 159L89 161H88V162H85L84 164H85V165L87 164V165H86V167H87V166H88V163H89L90 167H87V169L89 168V169L91 170L90 158L88 157V156H89V154H88V153H89V151H88V150H89V149H88L89 144H88V145H87V144L84 145V143H82L84 146L81 148V147H79V145L81 146V144L79 143L80 141H78ZM175 140H176V139H175ZM189 140H190V139H189ZM8 141H9V139H8L6 142H8ZM10 141H9V142H10ZM22 141H23V139L21 140V143H22ZM50 141H51V140H50ZM87 141H88V142H87ZM97 141H98V140H97ZM193 141H194V140H193ZM25 142H26V141H25ZM25 142H24V144H25ZM62 142H63V143H62ZM66 142H67V143H66ZM95 142H96V141H95ZM189 142H191V141H189ZM194 142H195V141H194ZM4 143H5V141H4ZM35 143H36V142H35ZM35 143H34V145H35ZM46 143H47V141H45V144H46ZM77 143H79L78 146H77ZM102 143H103V141H102ZM139 143H140V142H139ZM141 143H142V142H141ZM177 143H178V142H177ZM179 143H180V142H179ZM191 143H192V142H191ZM5 144H6V143H5ZM12 144H13V143H12ZM26 144H27V142H26ZM36 144H37V143H36ZM41 144H43V143H41ZM41 144H40V145H41ZM47 144H49V142H48ZM90 144H91V143H90ZM170 144H172V141H171ZM175 144H176V143H175ZM189 144H190V143H189ZM197 144H198V143H197ZM197 144L195 143V146H196V147H197ZM229 144H230V143H229ZM9 145H11V143H9ZM9 145H8V147H9ZM43 145H44V144H43ZM116 145H117V144H116ZM143 145H144V144H143ZM177 145H178V144H177ZM177 145H176V146H177ZM182 145H183V143H182ZM185 145H186V146H185ZM225 145H226V144H225ZM225 145H224V146H225ZM19 146H20V144H19ZM21 146H23V145L21 144ZM26 146H27V145H26ZM26 146L24 145V147H25L24 150H23L24 147L22 148L23 152H24L25 150H28V148H26ZM32 146H33V145H32ZM32 146H31V147H32ZM37 146H38V144H37ZM37 146H36V147H37ZM60 146L62 147V145H60ZM60 146H59V144H58V146H57V144L54 145V149H56V150H54V149H50V148H49L50 152H49V154H48V151H47L46 154H48V157L51 156V157L49 158L50 161H52L53 158H54V164H56L55 162H56L57 159H58L60 162H57V164H59V165L62 164V165H64L63 167L65 168V164H66V163L68 164V162H67V160H66V158H67L68 156H66L65 153H63V154H64L63 156L60 154V153H62V151L60 150V149H61ZM76 146H77V147H76ZM97 146H98V145H97ZM97 146H96V148L99 147V149H100V146H98V147H97ZM105 146H106V145H105ZM174 146H175V145H174ZM189 146H190V145H189ZM10 147H11V146H10ZM13 147H14V145H13ZM31 147H30V148H31ZM56 147H58V150H57ZM74 147H75L76 149H75ZM196 147H195V148H196ZM15 148H16V146H15ZM38 148H41V147L38 146ZM59 148H60V149H59ZM104 148H105V147H104ZM172 148H173V145H172ZM172 148H171V149H172ZM190 148H191L192 150H195V149L193 148V145H192V147H190ZM190 148H189V149H190ZM7 149H8V148H7ZM45 149H47V148H45ZM62 149H63V147H62ZM72 149H71V150H72ZM141 149H142V148H141ZM173 149H174V148H173ZM175 149H177V147H175ZM178 149H179V148H178ZM181 149H183V148L181 147ZM8 150H9V149H8ZM8 150H7V151H8ZM20 150H21V148H20ZM22 150H21V151H22ZM33 150H34V147H33ZM41 150H42V149H41ZM51 150H52V152H51ZM59 150H60L61 152H60ZM64 150H65V149H64ZM101 150H102V147H101ZM183 150H184V149H183ZM185 150H186V148H185ZM185 150H184V152H185ZM225 150H226V148H225ZM225 150H224V151H225ZM2 151H3V150H2ZM7 151H5V152L8 153ZM10 151H11V149H10ZM14 151H15V150L12 149V152L14 153V156H16L18 153H16V151H15V152H14ZM29 151H30V149H29ZM34 151H35V150H34ZM57 151H59V153H57ZM137 151H138V149H137ZM187 151L189 152L188 149H187ZM187 151H186V155H187ZM195 151L198 152L197 150H195ZM195 151H194V154L196 153ZM217 151H218V150H217ZM217 151H216V154L219 153V152H217ZM221 151H222V150H221ZM228 151H229V150H227V153H228ZM230 151H231V152H234V150H232V148H230ZM5 152H0V153H2V155H4L3 153H5ZM53 152H54V153H53ZM75 152H76V154H75ZM151 152H152V151H151ZM168 152H169V151H168ZM175 152H176V151H175ZM182 152H183V151H182ZM184 152H183V153H184ZM231 152H229V153H231ZM13 153H12V154H13ZM15 153H16V155H15ZM20 153H21V152H20ZM35 153H36V152H35ZM43 153H44V149H43ZM55 153H56V155H55ZM69 153H70V152H69ZM99 153H100V152H99ZM176 153H178V152H176ZM214 153H215V152H214ZM224 153H226V152H224ZM12 154H9V153H8V156H9V157H7V154L5 155L6 158H7V160H8V159L10 160L11 157H13L15 160L17 159V156H16V158H15L14 156H11V157H10V155H12ZM23 154H24V153H23ZM23 154L21 153L22 160L24 159V158H23V157H24ZM26 154L28 155V152H26ZM26 154H25V155H26ZM30 154H31V152H30ZM51 154H52V155H51ZM105 154H106V156H107V153H106V152H105ZM105 154H103V157H104ZM190 154H191V156H192V155H193V152H190ZM216 154H214L215 157H216ZM220 154H221V152H220ZM27 155H26V156H27ZM32 155H33V153H32ZM37 155H38V153H37ZM42 155H43V154H42ZM42 155H41V156H42ZM44 155H45V154H44ZM44 155H43V157H45ZM60 155H61V158H60ZM108 155H109V154H108ZM212 155H213V154H212ZM5 156H4V157L2 156V157H3L2 160L4 159V161L6 160V159H5ZM26 156H25V158L27 159ZM39 156H40V155H39ZM41 156H40V157H41ZM54 156H55V157H54ZM126 156H127V155H126ZM129 156H130V154H129ZM131 156H132V155H131ZM179 156H180V154H179ZM218 156H219V154H218ZM18 157H19V156H18ZM33 157L36 158L35 155H34ZM40 157H39V158H40ZM43 157L41 158V160L43 159ZM46 157H47V156H46ZM63 157H64V158H63ZM78 157H79V158H78ZM87 157H88V158H87ZM100 157H101V156H99V159H100ZM107 157H108V156H107ZM111 157L113 158V156H111ZM187 157L190 158V156H187ZM212 157H214V156H212ZM13 158H12V159H13ZM19 158H20V157H19ZM19 158H18V159H19ZM28 158H29V156H28ZM70 158L68 159V161L70 160ZM134 158H135V157H134ZM136 158H137V157H136ZM184 158H186V156H184ZM184 158H183V160H182L183 163H184V160H187V158H186V159H184ZM30 159H31V155H30ZM55 159H56V161H55ZM105 159H106V157H105ZM153 159H154V158H153ZM7 160H6L5 164H7ZM36 160H37V159H36ZM41 160H39V163H40V164H41ZM101 160H103V159H101ZM10 161H11V160H10ZM23 161H25V159H24ZM31 161H32V159H31ZM31 161H30V163L32 164V168H33V163H32ZM42 161H43V160H42ZM44 161H45V160H44ZM150 161H151V160H150ZM13 162H14V160L11 162V165H12ZM37 162H38V161H37ZM47 162H48V165H47V167H48V166H50L51 163L49 162V160H48ZM47 162H46V163H47ZM69 162H71V161H69ZM75 162H77V161H75ZM180 162H181V161H180ZM39 163H38V164H39ZM64 163H65V164H64ZM151 163H152V161H151ZM0 164L2 165V163H0ZM8 164H9V167H8ZM8 164H7V168H10L11 165H10V163H8ZM13 164H14L15 167H16V162L13 163ZM40 164H39V165H40ZM43 164H44V162L42 163V165H43ZM54 164H53V165H54ZM73 164H74V161L72 162V165H73ZM84 164H83V165H84ZM176 164H177V162H176L174 165H176ZM3 165H4V163H3ZM42 165H41V168L39 169V171H40V172L42 171L43 177L48 176L49 173L53 175L54 170L56 171V169L58 170V168H60V172H61V169H64L61 165H60V166L58 165L56 169L53 168L54 170H52V169H48V170H46L45 168H47V167L42 166ZM178 165L180 166V163H178L177 166H178ZM4 166H5V165H4ZM25 166H26V164H25ZM28 166H29V165H28ZM36 166H37V165H35V167H36ZM177 166H174V168L176 169ZM1 167H2V166H1ZM5 167H6V166H5ZM44 167H45V168H44ZM54 167H55V166H54ZM66 167H67V165H66ZM68 167H69V165H68ZM70 167H71V165H70ZM72 167H73V166H72ZM7 168H6V169H7ZM12 168H13V165H12ZM24 168H25V167H24ZM24 168L22 169L23 172H24ZM174 168L171 167V170L174 169ZM4 169H5V168H4ZM6 169H5V170H6ZM30 169H31V168H30ZM36 169H37V171H38V168H36ZM68 169H70V168H67V170H68ZM175 169H174V171H175ZM177 169H178V168H177ZM9 170H11V168H10ZM9 170H8V171H9ZM28 170H29V168H28ZM45 170H46V171H45ZM50 170H51V172H50ZM65 170H66V169H65ZM65 170H64V171H65ZM73 170H74V168H73ZM77 170H78V169H77ZM160 170H161V169H160ZM11 171H13V170H11ZM14 171H16V169H15ZM17 171H18V174H19L20 169H17ZM32 171L35 172L34 169H32ZM37 171H36V173L39 172V171H38V172H37ZM44 171H45V175H44ZM47 171H49V172H47ZM82 171H83V170H82ZM87 171H88V170H87ZM34 172H33L32 174L34 175V178H35V174H34ZM40 172H39V174H40ZM74 172H76V170H75ZM74 172H72V173H74ZM78 172H79V171H78ZM78 172H76V173L73 174L72 176L70 175V176L72 177V179L74 180V182H77V183H78L79 180L81 179V176H83L82 173H81V171H80L79 173H78ZM7 173H8V172H7ZM11 173H12V176H14V174H13L14 172H11ZM11 173H8V176H9V177H10ZM20 173L22 174L21 171H20ZM26 173H27V171H26ZM46 173H48V175H46ZM66 173H67V172H66ZM66 173H64L65 175H63V176H66V177H67ZM91 173H92V170H91ZM149 173H150V172H149ZM24 174H25V173H23L22 175H24ZM27 174H28V173H27ZM30 174H31V173L29 172L28 175H30ZM59 174H60V173H59ZM62 174H63V173H62ZM69 174H70V173H68V175H69ZM87 174H88V173H87ZM150 174H151V173H150ZM60 175H61V174H60ZM60 175H59V178H60V180H61V176H60ZM148 175H149V174H148ZM17 176H18V175H17ZM54 176H56L55 173H54ZM86 176H87V175H86ZM168 176H169V174H168ZM0 177H1V176H0ZM31 177H33V176H31ZM37 177H38V175H37ZM49 177H51V176L49 175ZM68 177H69V176H68ZM149 177H150V176H149ZM25 178L28 179V180L31 179V178L28 177L27 175H26ZM56 178H57V176H56ZM88 178H89V177H88ZM88 178H87V179H88ZM158 178H159V177H158ZM168 178H169V177H168ZM10 179H12V178H9V180H10ZM13 179H14V178H13ZM42 179H43V178H42ZM48 179H49V183H50V179H51V178H48ZM52 179H53V180H52V183L54 182V183H53V190H54L55 183H56V184L58 183V184H57L58 187H59V184H60V187H62L61 184H62L63 186H65L64 181L66 182V181L68 180V178H67V179L64 178V180L62 179V182H61L59 179L54 180L53 177H52ZM1 180H2V178H1ZM1 180H0V183L2 182ZM40 180H41V179H40ZM40 180H39V183L37 184L38 180H36V178H35V181H36V184H37V185L35 184V185H36V189H37V186H38V188L40 189L39 185H40V184H42V185L44 184V183H42V181L40 182ZM73 180H72V181H73ZM15 181H16V180H15ZM44 181H45V180H44ZM44 181H43V182H44ZM58 181H59V182H58ZM89 181H90V179H89ZM31 182H32V181H31ZM45 182H46V181H45ZM60 182H61V183H60ZM69 182H70V181H69ZM12 183H14V181H12ZM29 183H30V181H29ZM34 183H35V182H34ZM157 183H158V182H157ZM30 184H31V183H30ZM50 184H51V183H50ZM68 184H70V183H68ZM68 184H66V186H67ZM74 184H76V183H74ZM74 184H73V185H74ZM90 184H91V181H90L89 185H90ZM35 185H33V186H35ZM78 185H79V187H80V185H82L81 182L78 183ZM0 186H1V185H0ZM12 186H13L12 188H16L14 185H12ZM18 186H19V185H18ZM28 186H30V185H28ZM43 186H44V185H43ZM43 186H42V187H43ZM49 186H50V185H49ZM51 186H52V185H51ZM85 186H88V181H87V185H86V183H85ZM85 186H83V185L81 186L82 189H80V193H79L78 187H77V191H76V189L72 188V182H71V188L74 189V190H72L70 187H69V188L67 187V188H68V192H67V191L64 192V191H62V188H63V187H62V188L59 187L58 189L55 188L56 191L58 190L57 193L60 194V193L62 192V193L60 194L61 196H60V198H58V200L61 199V202L63 201L64 204H65V203H69V204H67L66 206H67V207H68V206L71 207L72 204H71L70 200L72 199L71 201H73V200L75 201V200L77 199L78 204H77V202L75 201L76 205H77V206L79 205V207L82 205V208H84L83 206H85L86 209H88V212H89L90 209L87 207V204H88V206L90 207V204H89V203H90L91 193H89V190H88L87 188H83V187H85ZM168 186H169V185H168ZM19 187L22 189V186H19ZM23 187H24V186H23ZM26 187H27V185H26ZM30 187H31V186H30ZM30 187H28V189H26V191H29V188H30ZM44 187H45V186H44ZM24 188H25V187H24ZM75 188H76V185H75ZM168 188H169V187H168ZM2 189H3V184H2V187H0V191H1ZM16 189H17V188H16ZM31 189H32V188H31ZM31 189H30V191H31ZM33 189H34V188H33ZM48 189H49V190H48ZM50 189H51L50 187H45V188L41 191V192H42V195L44 196V194H45L44 191H45V190H47L46 192H47V195H48V191H51ZM70 189H71L73 192L70 193V196H69V194H66V193H69V190H70ZM12 190H13V189H12ZM18 190H19V189H18ZM18 190L15 191V192H19ZM53 190H52V191H53ZM32 191H33V190H32ZM37 191H38V189H37ZM56 191H55V192H56ZM96 191H97V190H96ZM141 191H142V189H141ZM23 192H24V191H23ZM38 192H39V191H38ZM144 192H145V191H144ZM155 192H156V191H155ZM2 193L4 194V192L1 191V193H0L1 198H0V199L4 201L5 199L2 198V195H1ZM53 193H54V191H53ZM57 193L54 194V198H55V195H57ZM75 193H76V194H75ZM77 193L79 194V196H78ZM148 193H149V192H148ZM18 194H19V193H18ZM29 194H30V193H29ZM73 194H74L76 197H73ZM80 194H81V196H80ZM146 194H147V193H146ZM14 195L16 196V193H15ZM38 195L40 196L41 194L38 193ZM47 195H46V196H47ZM64 195H65V198H64ZM66 195H67V196H66ZM71 195H72V197H71ZM150 195H151V194H150ZM3 196H4V195H3ZM43 196L41 197V199H43ZM49 196H51V192H50V195H49ZM58 196H59V195H58ZM154 196H155V195H154ZM24 197H25V194H24ZM33 197H34V194H33ZM68 197H69L70 200H68ZM140 197H141V196H140ZM17 198H18V196H17ZM31 198H32V197H31ZM37 198H38V200H39V197H37ZM52 198H53V197H52ZM54 198H53V199H54ZM62 198H63V199H62ZM154 198H156V197H154ZM169 198H170V197H169ZM33 199H35V198H33ZM64 199H65V201L68 200V202H65ZM156 199H157V198H156ZM14 200H15V198H14ZM16 200H17V199H16ZM55 200H56V199H55ZM58 200H57V201H58ZM18 201H19V204H20V200H19V198H18ZM43 201H44V199H43ZM57 201H56V202H57ZM141 201H142V200H141ZM166 201H167V200H166ZM12 202L14 203V202H16V201H13V200H12ZM41 202H42V201H41ZM44 202L47 203L46 200H45ZM44 202L41 203V205L44 204ZM54 202H55V201H54ZM63 202H62V204H63ZM88 202H89V203H88ZM6 203H7V200L5 201V204H6ZM13 203H12V205H13ZM16 203H18V202H16ZM21 203H22V202H21ZM24 203H25V202H24ZM35 203H36V204H37V203L39 204L40 202L35 201V202L31 203V204H29V203H28V204L32 207V204L34 205ZM57 203H58V202H57ZM5 204H4V205H5ZM8 204H9V203H8ZM10 204H11V202H10ZM10 204H9V205H10ZM19 204H16V205L19 206ZM38 204H37V206H39L38 208H37L35 205H34L32 208L29 207L30 209H28V207H27V209H28L29 211L32 210V211H30V212H31V213L33 212V213H32L33 216H30L31 213H30V212H26V211H28V210L25 209L26 207L24 208L22 205L19 206V207L22 209L21 211H20L18 208H16L15 211H17V209H18V211H20L21 214H23V213H25V214L28 213L27 216L29 215L28 217H30V218L32 217V218H31L32 220H33L34 218L37 219V218H36V216L38 215L37 213H39V211L41 210L40 208H42V207L45 205V204H44V205L41 206V205H38ZM62 204L60 203V205H62ZM147 204H148V203H147ZM150 204H152V203H150ZM153 204H154V203H153ZM0 205L3 206V203L0 204ZM52 205H53V204H49L50 207H51ZM76 205L74 204V207L72 206L74 209H75V207H76V210H74V209L71 207V208L75 211V213H74L73 210L70 211V209H69L70 207L68 208L69 210H65V211H67V212H68V211H70V212L73 211V213H71V214L74 215V216H73V215H70V216H72L71 218L69 217V219H68V218L65 219L66 222H65V220H63V218H64L63 216L60 217V214H59V215L56 214V213L58 212V207L56 206V207H57V212H56V208L54 209V211L56 212V213H54V214L58 215L57 218L60 217V218H62V220L64 221V222H61V219L58 218V220L60 219V222L62 223V224H61V226H62L61 229L59 228V227H61V226H59L58 222L56 223L57 220L55 221V220L52 218V216H51V220L55 221V223L58 224V227H57V225H56L55 223H52V224H53V225H52V224H51L52 221H48L47 219H45V221H47V223L49 222L50 224H49V225H45V221H43V220L41 219V218H43V217L46 218V215H49V212H50L49 209H48V211H47L48 214H47L46 211L44 212V213H46V214H44V213H43L44 208H42L43 210H41V212H42L43 214H41V212H40L41 217H40V215H38L39 218H40V219L38 218V221L41 220L39 223L44 222V224L41 223V224L43 225V226H41V228H40V225L37 226V228H38L39 231L35 228L36 231H38V232H37V235H38V234H39V235H38V236H37V235L35 236V234H34V236H35V237H38L37 239H38V241H39L40 244H41V240H39V238H40V232L42 231V233L44 234V235H43V236H44L43 240H45V241H46L45 243H47V244H46V246L39 245V244H38L39 242L37 241L38 243H37L36 245H38V246L40 247V249L37 251L38 248H37V246L35 247V245H34L33 248H34L35 250H33V251H37L36 253H40V254H42V252H43L42 255H39V254H38L40 257L43 256V255H45V254L48 255V256L45 255L44 257H41V258H44V259H45V257H46V261H45L46 263H43V264H98V261H97V259H98L97 255H98V254L96 253V251H97L99 248H97L96 251H95V249L92 250L91 245L87 244V245H88L89 247H91V248H89L88 246H86L85 244H86L87 242H89L90 240H88L87 242H86V241H83V242H82V243L85 242V244H83V245H85L86 247H85V246H80L79 241L76 242V237H77V239L79 240V239L81 238L82 234H83V236H84V235H87L88 233H90V232H89V230H90V229H89L90 226L86 225V224H90V221H89L90 219H89L88 217H86V215H87L88 213L86 212V209H85V211H83V210L80 209L81 207H80V208L78 207V208H79V209H78ZM5 206H6V207H5ZM5 206H3V208L1 207V209H2L1 211H3L5 208H7V204H6ZM17 206H15V207H17ZM21 206H22V207H21ZM24 206H25V205H24ZM62 206H64V205H62ZM164 206H165V204H164ZM35 207H36V211H35V209H33V208H35ZM45 207H46V206H45ZM60 207H61V206H60ZM67 207H64V208L67 209ZM23 208L25 209V212H24ZM53 208H54V207H52L51 209H53ZM149 208H150V207H148V210H149ZM154 208H156V207H154V205H153V208L151 207L150 209L152 210V209H154ZM10 209H11V208L8 209V210L10 211V214H9V211L6 209V211H7V213H8L9 215H11V214H12L11 212H13V211H11ZM13 209H14V208H13ZM37 209H39V210H37ZM60 209H61V208H60ZM62 209H63V208H62ZM134 209H135V208H134ZM156 209H157V208H156ZM156 209H155L154 212L157 211ZM33 210H34V211H33ZM45 210H46V209H45ZM63 210H64V209H63ZM77 210H78V211H77ZM1 211H0V212H1ZM51 211H52V210H51ZM65 211H64V212H65ZM152 211H153V210H152ZM3 212H5V211H3ZM61 212H62V211H61ZM64 212H62V213L64 214ZM154 212H152L151 214H153ZM157 212H158V211H157ZM52 213H53V212H51V214H52ZM65 213H66V212H65ZM68 213H69V212H68ZM68 213H67V214H68ZM148 213H149V212H148ZM14 214H15V213H14ZM154 214H155V213H154ZM160 214H161V213L159 212L157 215H160ZM15 215L17 216L18 214H15ZM19 215H20V213H19ZM19 215H18V216H19ZM52 215H53V214H52ZM88 215H89V214H88ZM161 215H162V214H161ZM169 215H171V214H169ZM0 216L2 217L1 214H0ZM3 216H4V214H3ZM23 216H24V217H23ZM23 216H20V217H23V218H24V219L21 218V219H22V224L24 223L23 220H24L25 223H26V216H25V215H23ZM53 216H54V215H53ZM146 216H147V215H146ZM149 216H150V214H149ZM154 216H155V215H154ZM10 217L12 218L13 216H10ZM10 217H9V216H8V218L3 217V219H2L3 221H1V224L4 223L5 220H6V219H9ZM28 217H27V219H29ZM33 217H34V218H33ZM48 217H50V216H48ZM84 217H85V218H84ZM134 217H135V216H134ZM150 217H151V216H150ZM160 217H161V216H160ZM160 217L158 218V220L160 219ZM14 218H15V217H13L12 219H14ZM55 218H56V216H55ZM82 218H83V219H82ZM4 219H5V220H4ZM35 219H34V220H35ZM43 219H44V218H43ZM77 219H78V220H77ZM144 219H145V218H144ZM146 219L148 220V217H147ZM175 219H177V218H175ZM9 220H10V219H9ZM29 220H30V219H29ZM32 220H31V221H32ZM67 220H69V221H67ZM83 220H84V221H83ZM14 221H16V219H15ZM76 221H77V222H76ZM153 221H154V220H153ZM153 221H151V223H152ZM176 221H178V220H176ZM7 222H8V221H7ZM9 222L11 223L12 221H9ZM33 222H34V221H33ZM156 222H157V219H156ZM162 222H163V221H162ZM25 223L23 224V225L25 226V228L29 226L30 229H31V231H32V230H33V225H32V227H31V225L26 226L27 223H26V224H25ZM36 223H37V222H36ZM39 223H38V224H39ZM73 223H74V226H73ZM75 223H76L77 225H75ZM129 223H130V222H129ZM146 223H148V222H146ZM154 223H155V221H154ZM1 224H0V227L3 225V224H2V225H1ZM12 224H14V223H12ZM12 224H11V225H12ZM28 224H31V223L28 222ZM7 225H8V224H7ZM7 225L4 224V226L1 227L2 229H4V228H6V227L9 226V227L7 228V230H6L7 232L5 233V235L8 234L9 228H11L12 226L14 227V225H12L11 227H10V225H8V226H7ZM34 225H36V224L34 223ZM54 225H55V226H54ZM44 226H46V228H43ZM82 226H83V227L86 226V227L88 228V229L85 228V229H87L86 231H88V233L84 234L86 231L84 230V228H83ZM131 226H132V225H131ZM13 227H12V229H13ZM34 227H35V226H34ZM81 227L83 228L82 230H81ZM147 227H148V226H147ZM1 228H0V231H1ZM79 228H80V229H79ZM27 229L29 230V228H27ZM77 229H78V230H77ZM147 229H148V228H147ZM25 230H26V229H25ZM83 230H84L85 232H83ZM151 230H152V229H151ZM12 231H13V233H12V232H11V233L14 235V229H13ZM21 231H23V230H21ZM33 231L36 233L35 230H33ZM25 232H27V231H25ZM79 232L81 233V236H78V235L80 234ZM152 232H153V230H152ZM0 233L2 234V232H0ZM22 233H23V234H22ZM42 233H41V234H42ZM101 233H102V232H101ZM101 233H100V232L98 233V236L100 237V238H99V239H100V240H99V242H100L99 244H100V245H107V246H108L109 242L112 241V240H111V239L108 240V237L106 238L107 234H106L105 232H103V233H105V235H103V233H102V234H101ZM21 234L24 235V236H27V237L29 236V233H26V234H25L24 231L21 232ZM27 234H28V235H27ZM109 234H110V233H109ZM9 235H10V233H9ZM9 235H8V236H9ZM2 236H3V235H2ZM24 236H23V237H24ZM11 237H12V235H11ZM14 237H15V235H14ZM41 237H42V235H41ZM78 237H80V238H78ZM88 237H89V236L87 235V238H85V239H89ZM102 237H103V238H102ZM3 238H4V237H3ZM3 238H0V240H2V241L4 242V240L7 239V238L5 237L4 240H3ZM8 238H9V237H8ZM29 238H30V237H29ZM29 238H27V239L29 240ZM101 238H102V239H101ZM12 239H13V238H12ZM23 239H24V238H23ZM40 239H42V238H40ZM104 239H106V240H104ZM14 240H15V242H16V240H17V241H20V239H17V238H15ZM14 240H13V243H12L11 241L5 240V241H8V242H11V243H10L11 245H10V246L8 245L9 247L7 246L8 249H11V251H14V250H15V249H12V248H14V246L16 245V244H14V243H15ZM43 240H42V242L44 243ZM82 240H84V237L82 238ZM82 240H80V241H82ZM102 240H104V241L102 242ZM105 241H106V242H105ZM8 242H6V243H8ZM20 242H22V240H21ZM23 242H26V240H23ZM34 242H35V241H34ZM101 242H102V243H101ZM32 243H33V242H31V244H32ZM89 243H90V242H89ZM110 243H112V242H110ZM4 244H5V242H4ZM12 244H13L14 246H12ZM28 244H30V241H28ZM28 244H27V246H29V247H28L27 250L30 251V249H32V246H31V248H30V245H31V244H30V245H28ZM95 244H96V243H95ZM2 245H3V244H2ZM5 245H7V244H5ZM25 245H26V244L24 243V246H25ZM17 246H18V245H17ZM17 246H15V247H17ZM20 246L22 247L23 245L21 244ZM24 246H23V247H24ZM72 246H74V247L72 248ZM3 247H4V246H3ZM7 247H4V248L6 249ZM87 247H88L90 250H89ZM26 248H27V247H26ZM26 248L23 249V250H20V249L17 248L18 250L16 249L15 251L17 252V251L20 250V251H23V253H24V252H25L24 250H26ZM0 249H3V248H0ZM8 249H7V250H8ZM100 250L102 251V249H100ZM3 251H4L3 253H5V250H3ZM9 251H10V250H9ZM20 251H19V252H20ZM31 251H32V250H31ZM31 251H30V252H31ZM33 251H32V252H33ZM19 252H18V253H19ZM12 254H13V253H12ZM0 255H2V253H1ZM9 255H10V254H9ZM13 256H15V255H13ZM13 256H12V257H13ZM36 256H37V255H36ZM12 257H11V260H12ZM31 257H32V256H31ZM47 257H48L49 259H48ZM2 258H3V257H2ZM2 258H0V259H2ZM37 258H38V257H37ZM30 259H31L30 261L27 260L26 262H29V263H31V261H34V262H35L34 259H36V257H35L34 259H33V258H30ZM38 260H39V259H38ZM41 260H42V259H41ZM41 260H40L39 262H41ZM47 260H48V261H47ZM19 261H20V263H17V264H21V263H23L22 261H25V259H22V260H19ZM36 261H37V260H36ZM9 262L11 263L12 261H9ZM9 262H8V264H9ZM34 262H33V263H34ZM33 263H31V264H33ZM12 264H13V263H12ZM15 264H16V263H15ZM37 264H38V261H37ZM39 264H40V263H39ZM41 264H42V262H41Z\"/></svg>",
	"mask_w": 264,
	"mask_h": 264
},
{
	"label": "crops",
	"instance_id": "0c3cea01",
	"mask_svg": "<svg viewBox=\"0 0 264 264\" xmlns=\"http://www.w3.org/2000/svg\"><path fill=\"white\" fill-rule=\"evenodd\" d=\"M228 165L234 172L242 171L253 162V155L244 153L232 156L228 159Z\"/></svg>",
	"mask_w": 264,
	"mask_h": 264
}]
</instances>
